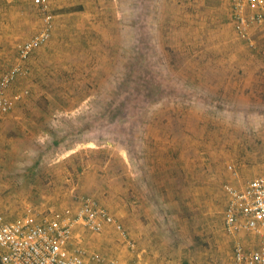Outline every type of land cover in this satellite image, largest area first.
I'll return each mask as SVG.
<instances>
[{
	"label": "rangeland",
	"instance_id": "rangeland-1",
	"mask_svg": "<svg viewBox=\"0 0 264 264\" xmlns=\"http://www.w3.org/2000/svg\"><path fill=\"white\" fill-rule=\"evenodd\" d=\"M233 3L49 0L52 36L8 90L22 96L0 135V215L72 213L89 194L85 174L106 190L93 198L115 209L125 166L157 244L190 250L195 264H231L223 186L264 174V29L239 39ZM42 17L31 0H0V75ZM77 234L86 264H103L89 255L105 247L119 264H143L118 256L127 248L110 230Z\"/></svg>",
	"mask_w": 264,
	"mask_h": 264
},
{
	"label": "built area",
	"instance_id": "built-area-1",
	"mask_svg": "<svg viewBox=\"0 0 264 264\" xmlns=\"http://www.w3.org/2000/svg\"><path fill=\"white\" fill-rule=\"evenodd\" d=\"M43 15L41 29L23 42L17 50V61L0 76V124L11 114L21 94L12 97L8 90L18 77L29 73L25 62L44 46L53 32V16L48 0H31ZM233 28L237 37L252 43L254 27L264 29V0H234ZM226 195L222 225L228 235H245L259 239L257 248H247L236 242L232 249V264H264V174L253 177L244 186L224 185ZM79 206L72 213L52 218L25 216L14 222L0 215V264H86L85 251L74 245L77 227L99 235L109 230L118 234L129 249L135 244L121 223L93 197L76 198ZM89 259L95 263L119 264L98 253ZM136 264V263H128Z\"/></svg>",
	"mask_w": 264,
	"mask_h": 264
},
{
	"label": "crops",
	"instance_id": "crops-1",
	"mask_svg": "<svg viewBox=\"0 0 264 264\" xmlns=\"http://www.w3.org/2000/svg\"><path fill=\"white\" fill-rule=\"evenodd\" d=\"M48 2H49V0H48ZM31 37H29L28 39H30ZM27 40H25V41H27ZM255 56H257V55H255ZM258 59L259 58L255 57V60L259 61ZM259 62L264 65V56L260 58ZM25 64H26V62H25ZM261 71H262V75H261V77H262V76H264V69H261ZM9 117H10V115L2 122V124H0V135L5 134V130H6L7 125L9 124L10 120L13 119V118H9ZM14 119L21 120V118H17V117ZM83 178H84V180H83ZM83 178L82 179L80 178V185H81V188H85L86 191L89 192V194L87 193V195L92 196L94 198H96L95 196H97V195H101V196L103 195V192H101V189L102 190H105V189L102 186H100L97 179L94 181L93 176L89 177L86 174L84 175ZM119 179L121 181L119 182V186L117 189V194L119 196H117L115 209L110 207V205H109L110 201L106 202V198L101 199V202H104V204L107 205L108 208L110 207L109 209L106 207L108 212L110 214H111V212H113V215H115V217L112 214L111 215L117 221H119L120 223H123L121 225L123 226V228L128 233L129 238L134 243L138 242L137 245H139V246H138L137 252L134 251L135 253H133V250H130V249H129L130 252H128V250H127L128 247L125 245V243L119 238V236L116 232L111 230L113 233H115V235L117 234L116 236H117L119 242L121 243V246L123 244V246L127 248L126 250H124L123 248L118 249V253H119L118 256L121 257V259L124 258V261H126L128 258H131L132 256H136L137 258L143 257V258H141V261L143 264H195L193 259L188 257L190 255V250H188V249L186 250L184 248V255H183L182 254L183 251L179 248V246L177 247L178 249H176V250L175 249L170 250V249L164 248L162 246V244H157L154 241L155 235L150 234V233H152L153 229L155 228L154 222H153L154 219H152L151 216L148 219L150 222L146 225H143V224L138 222L140 220L141 214H139L140 212L138 213L137 209L135 208V203L137 201L134 202L133 200H131V195L133 192H130V190L135 188V184L132 183L131 169H128V168L126 169L124 166V170L122 171V175L117 176V181ZM82 191H85V190L83 189ZM100 205L104 206L102 204H100ZM130 221H133V222H130ZM78 228L83 229L82 227L76 228V230L74 232V243L76 242L75 244L81 243V241L78 237V234H77ZM83 230H85V229H83ZM229 236L231 237V240L234 241V244L239 241V242H241V244L243 246L247 247L248 249L249 248L254 249V248L258 247V242H259L258 238L251 237V236H245V235H238V236L229 235ZM103 237L109 238V239H111V237H113L112 239H115L114 235L111 236V232L107 236H103ZM248 237H251L250 241H248ZM140 238L143 241V243L140 242V240H139ZM99 241H100V246L98 247L99 249L101 248V245H104V244L108 245L109 244L108 240L106 242H102V240H98V242ZM103 247H105V246H103ZM91 248H93V247H91ZM91 248H90V250H92L91 252H93V250H95V249L94 248L91 249ZM102 250L106 256L103 255L102 253H99V252H97V253L101 254L107 260L115 259V260L119 261L118 259L112 257L113 255H111L112 254L111 252H110L111 254L108 253V251H109L108 248L105 247ZM94 252H96V251H94ZM230 262L232 264V254L230 257ZM137 263H139V262H137ZM207 264H209V263H207Z\"/></svg>",
	"mask_w": 264,
	"mask_h": 264
}]
</instances>
